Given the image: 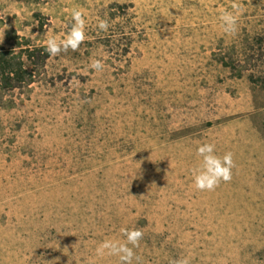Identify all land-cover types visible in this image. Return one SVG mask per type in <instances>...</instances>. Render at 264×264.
Wrapping results in <instances>:
<instances>
[{
	"label": "rangeland",
	"instance_id": "374dc122",
	"mask_svg": "<svg viewBox=\"0 0 264 264\" xmlns=\"http://www.w3.org/2000/svg\"><path fill=\"white\" fill-rule=\"evenodd\" d=\"M73 9L79 49L0 90V264H120L97 248L121 228L144 233L132 264H264V125H222L264 113L247 79L264 74V0H0V49L64 39ZM204 143L233 153L213 191L193 182Z\"/></svg>",
	"mask_w": 264,
	"mask_h": 264
},
{
	"label": "clouds",
	"instance_id": "9594fccd",
	"mask_svg": "<svg viewBox=\"0 0 264 264\" xmlns=\"http://www.w3.org/2000/svg\"><path fill=\"white\" fill-rule=\"evenodd\" d=\"M241 5L238 3L232 4L233 11L225 10L219 17L221 27L225 33L235 34L237 31L236 13L239 12ZM72 24L66 37L62 40H57L55 37H49L46 42L45 50L49 55L55 57L61 52H67L71 49L77 51L80 45L85 41V19L81 10H72ZM109 23L107 20H99L98 28L102 31H107ZM2 41V40H0ZM91 69L102 71L104 64L101 60L93 59L89 65ZM197 155L201 158V163L198 168L193 169V182L197 190L213 191L221 181L229 182L232 179V169L235 166L233 153L226 152L223 156L215 153V145L212 143L201 144L197 148ZM120 232L124 237L123 242L118 240H105L97 248L98 255H110L119 258L120 264H132L135 257L133 249L139 246L140 240L143 238V230L139 228H121ZM131 245L132 247H129ZM171 264H189L187 259H176Z\"/></svg>",
	"mask_w": 264,
	"mask_h": 264
},
{
	"label": "trees",
	"instance_id": "16d2710c",
	"mask_svg": "<svg viewBox=\"0 0 264 264\" xmlns=\"http://www.w3.org/2000/svg\"><path fill=\"white\" fill-rule=\"evenodd\" d=\"M11 49H0V90L14 91L28 87L34 82L35 72L33 68L43 67L46 60L49 58L45 46L25 47L17 46ZM242 55V53H240ZM223 66L235 69V64L228 61H222ZM30 67V69H28ZM245 72H239L238 77H241ZM262 76V77H261ZM247 79L250 82L260 81L264 87V74L255 75L254 71L247 73Z\"/></svg>",
	"mask_w": 264,
	"mask_h": 264
},
{
	"label": "crops",
	"instance_id": "0c3cea01",
	"mask_svg": "<svg viewBox=\"0 0 264 264\" xmlns=\"http://www.w3.org/2000/svg\"><path fill=\"white\" fill-rule=\"evenodd\" d=\"M222 125H248L253 130L254 125H264V113H251Z\"/></svg>",
	"mask_w": 264,
	"mask_h": 264
}]
</instances>
